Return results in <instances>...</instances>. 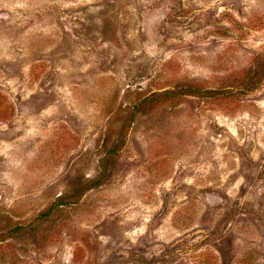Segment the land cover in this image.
I'll return each instance as SVG.
<instances>
[{
	"label": "rangeland",
	"instance_id": "rangeland-1",
	"mask_svg": "<svg viewBox=\"0 0 264 264\" xmlns=\"http://www.w3.org/2000/svg\"><path fill=\"white\" fill-rule=\"evenodd\" d=\"M0 264H264V0H0Z\"/></svg>",
	"mask_w": 264,
	"mask_h": 264
}]
</instances>
